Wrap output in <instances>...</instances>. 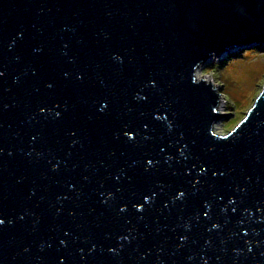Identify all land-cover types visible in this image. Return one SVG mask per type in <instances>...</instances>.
Returning a JSON list of instances; mask_svg holds the SVG:
<instances>
[{"label": "water", "instance_id": "obj_1", "mask_svg": "<svg viewBox=\"0 0 264 264\" xmlns=\"http://www.w3.org/2000/svg\"><path fill=\"white\" fill-rule=\"evenodd\" d=\"M257 43L264 0H0V264H264V86L221 135L196 77Z\"/></svg>", "mask_w": 264, "mask_h": 264}, {"label": "rangeland", "instance_id": "obj_2", "mask_svg": "<svg viewBox=\"0 0 264 264\" xmlns=\"http://www.w3.org/2000/svg\"><path fill=\"white\" fill-rule=\"evenodd\" d=\"M196 77L211 80L221 93L219 109L228 115L215 123L214 131L227 134L242 120L263 89L264 43L240 45L222 57L212 56L199 67Z\"/></svg>", "mask_w": 264, "mask_h": 264}, {"label": "bare ground", "instance_id": "obj_3", "mask_svg": "<svg viewBox=\"0 0 264 264\" xmlns=\"http://www.w3.org/2000/svg\"><path fill=\"white\" fill-rule=\"evenodd\" d=\"M257 44H259V43H257ZM236 47H237V46H236ZM236 47H232L230 50H236ZM230 50H225V51H223L222 54H220L218 57H222L227 51L229 52ZM230 55H231V54H230ZM210 58H211V57H210ZM210 58H208V59H210ZM205 61H206V60H205ZM203 63H204V62H203ZM203 63H202V64H203ZM202 64H200L199 67H201ZM199 67L197 68V70L199 69ZM197 70H196V74H197ZM203 79H204V78H203ZM208 81H209V79H208ZM213 84H214V83H213ZM218 105H221L220 102H219ZM219 108H220V107L218 106V109H219ZM219 111H220V109H219Z\"/></svg>", "mask_w": 264, "mask_h": 264}]
</instances>
